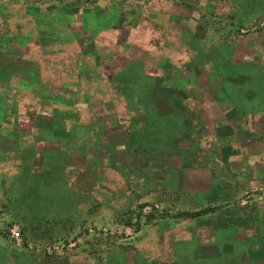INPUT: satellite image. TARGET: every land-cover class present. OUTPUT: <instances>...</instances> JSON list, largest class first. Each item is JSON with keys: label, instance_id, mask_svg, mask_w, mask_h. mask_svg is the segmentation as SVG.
<instances>
[{"label": "rangeland", "instance_id": "rangeland-1", "mask_svg": "<svg viewBox=\"0 0 264 264\" xmlns=\"http://www.w3.org/2000/svg\"><path fill=\"white\" fill-rule=\"evenodd\" d=\"M97 1L83 0L88 8ZM126 1L111 0L116 6L108 11L111 17L120 13L119 5L131 9ZM150 4L146 10L152 17ZM170 4L175 6L170 18L168 11H157L154 4L161 25L149 26L152 41L125 46L116 43L107 48L109 51L91 44L94 58L90 64L88 58L81 63L95 71L81 74L78 91H69L71 82L50 84L48 105L42 112L47 108L49 129L63 135L56 140L65 147L69 164L81 165V199L62 206L59 202H26L24 194L21 201H11L9 194L0 197V264H264V185L257 191L244 182L237 199L228 196L225 202L217 198L218 187L210 200L198 193L196 201L186 196L142 201L141 194L152 188V177L166 176L168 171L162 165L170 158L181 164L184 153L164 155L160 162L151 160L150 154H141L146 169L141 171L144 185L137 182L141 180L135 177L138 170L127 173L106 168L111 159L118 160L119 155L112 154L116 144L139 145L143 140V134L135 138L129 131H136L138 122L141 127L146 123L132 99L171 98L177 113L186 119L183 126L171 124L187 142L182 146L191 145L187 160L194 166L224 172L231 183L234 172L243 171L246 175L254 172L256 182L264 184V0H172ZM142 48L155 55L148 59L147 53L139 50ZM126 54L128 61L135 59L122 74L117 71ZM52 61L58 58H50ZM110 62L115 63L112 71L107 68ZM63 80L67 81L65 76ZM125 98L131 105L121 112ZM33 109L36 116L38 107ZM233 111L242 117L222 122ZM57 114L71 120L80 118V122L66 119L54 124L52 116ZM78 125L80 138L76 133L74 139L71 131H79ZM145 126L152 127L150 123ZM153 126L158 127L157 122ZM120 128L130 137L123 139ZM228 136L241 142L240 158L229 160L234 151L230 147L218 149L215 139ZM73 146L79 149L74 155ZM247 149L255 158L247 157ZM137 157L124 156L130 164ZM153 164L155 171L148 169ZM120 172L126 174L128 185L115 190L105 186L107 176L119 179ZM217 181L215 178L213 183ZM205 208L213 210L189 215ZM14 227L19 239L12 236Z\"/></svg>", "mask_w": 264, "mask_h": 264}, {"label": "crops", "instance_id": "crops-1", "mask_svg": "<svg viewBox=\"0 0 264 264\" xmlns=\"http://www.w3.org/2000/svg\"><path fill=\"white\" fill-rule=\"evenodd\" d=\"M171 1L127 0L126 5H130L131 9L124 10L119 5L120 13L111 17L108 11L116 8L111 0H98L90 8L84 6L83 0H0V197L9 194L11 197L8 198L11 201H21V196L24 194L26 200H23L26 202L47 204L59 202L62 206L63 203L80 202L81 165L69 164L65 147L56 140L63 135L60 134V130H50L47 125L50 118L45 108L48 105L47 90L50 89V84L52 87L57 86L52 83L56 80L61 82V86L71 82V85L68 84L71 88L69 91L75 92L80 89L81 74L95 71L89 67L91 65L81 63L82 59L88 58L87 62L90 64L94 58L91 44L103 51H109L107 48H112L116 43L125 46L152 41L149 26L156 28L161 25L158 10L168 11L169 18L175 13V6L170 4ZM137 3L142 4L139 6ZM150 3L153 4L150 8L154 11L152 17L147 13L148 9L146 10V6L151 5ZM154 4L158 7L155 5V8ZM98 12L103 15H99ZM139 50L146 52L148 59L155 55V52L146 51L144 48ZM50 58L54 61L58 58V61L50 63ZM127 58L128 54L125 56L126 61L117 72L124 74L135 59L128 61ZM114 64L108 63L107 68H111L109 71L115 67ZM105 66V63L101 65L103 68ZM50 75L53 77L50 78ZM64 76L66 82L63 80ZM132 102L137 104V113L144 116L145 125L150 123L152 127L150 126L151 129L149 127L145 129V125L141 127L137 119L139 125L137 130L129 131L132 133L131 136H136L135 138H140L143 134L142 142L139 145L131 142V146L130 143L125 144V142L124 145L116 144L112 154L119 155L118 160L111 159V163L106 165L107 170L127 173L129 169L138 170L135 177L137 179L141 177L137 182L144 185L141 171L146 169L141 154H150L151 160L160 162L164 155L171 157L177 155V152H180V155L184 153L183 156L181 155V164H176L173 161L175 158L172 160L170 158L162 165L163 169L168 171L166 176L152 177L150 183L152 188L141 194L142 201H147L149 198L169 200L171 197L176 200L182 196L196 201L199 199L198 193L207 195L210 200L209 196L214 187H218L217 198L220 202H225L228 196H236L237 199L239 189L244 182L249 183L251 189L264 185L261 181L256 182L254 172L252 175H246L243 171L234 172V180L231 183L226 180L224 172L223 174L219 170L216 172L210 166H194L191 160H187L186 152L191 150V145L185 146L189 149L182 146L187 142L182 141L183 135L177 134L176 127L171 124L180 122L183 126L182 121L186 120L182 113H177L174 99L140 97L132 99ZM77 104L73 101L74 106ZM129 105L131 104L128 98L122 100L121 112L123 109L128 111ZM34 106L39 110L36 116L32 115ZM43 106L46 112H42ZM144 106L147 108L144 109ZM13 109H17V112L12 113ZM233 113L225 115L222 122H229L232 117L237 120L242 117L237 111ZM121 116L127 117L123 114ZM66 119L68 118L61 114L52 116L54 124L56 122L63 124L68 120L73 123L80 122V118ZM43 122L46 124L43 125ZM154 122H157L158 127L153 126ZM77 128L79 130V125ZM122 130L123 139L130 137L126 129ZM79 132L80 130L73 129L72 138ZM78 137L80 138L79 134ZM79 138L78 142H80ZM252 138L251 136L250 141L253 140ZM215 140L220 147L218 149L222 150L226 146L234 150L229 160L240 158L243 148L239 140L231 136L227 139ZM76 150H79L78 147L73 146L72 155ZM130 154L139 155L131 164L127 161L128 158L126 160L124 158L125 155ZM246 154L251 159L255 158L248 149ZM137 160H140V163ZM155 166L153 164L148 169L154 170ZM121 172L119 179L113 174L111 177L107 176L105 186L115 190L116 186L123 188L124 185H128L124 178L126 174ZM215 178L218 179L217 184L213 183ZM11 189L17 194H12ZM202 206L203 204L199 203L200 209L203 208Z\"/></svg>", "mask_w": 264, "mask_h": 264}, {"label": "built area", "instance_id": "built-area-1", "mask_svg": "<svg viewBox=\"0 0 264 264\" xmlns=\"http://www.w3.org/2000/svg\"><path fill=\"white\" fill-rule=\"evenodd\" d=\"M255 190L259 191V189H255ZM262 190H263V188L260 187V191H262ZM258 195H259V193H258ZM253 196H257V194L254 193ZM11 232H12L13 237H15L16 239H19V230L17 227L12 228Z\"/></svg>", "mask_w": 264, "mask_h": 264}, {"label": "trees", "instance_id": "trees-1", "mask_svg": "<svg viewBox=\"0 0 264 264\" xmlns=\"http://www.w3.org/2000/svg\"><path fill=\"white\" fill-rule=\"evenodd\" d=\"M212 210H213L212 208H205V209H202L200 211H197L196 213L189 214V215L196 216V215H199V214H202V213H206V212H209V211H212Z\"/></svg>", "mask_w": 264, "mask_h": 264}]
</instances>
